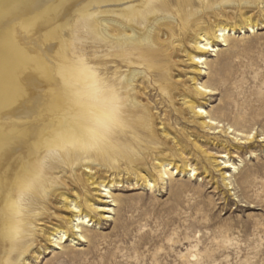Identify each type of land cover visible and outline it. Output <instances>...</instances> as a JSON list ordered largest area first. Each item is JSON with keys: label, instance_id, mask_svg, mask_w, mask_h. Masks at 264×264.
<instances>
[{"label": "bare ground", "instance_id": "obj_1", "mask_svg": "<svg viewBox=\"0 0 264 264\" xmlns=\"http://www.w3.org/2000/svg\"><path fill=\"white\" fill-rule=\"evenodd\" d=\"M260 5L264 0H0V264H27L41 241L87 240L83 227L113 211L108 199L116 202L112 188L123 171L150 189L174 174L195 176L151 93L178 105L174 113L196 129H222L200 103L214 94L199 83L200 65L231 31L253 30ZM77 30L86 44L78 56L64 46ZM181 66L192 69L187 89L179 84ZM97 71L128 98L121 120L93 150L58 149L57 136L75 139L108 122L112 101L96 86ZM183 134L224 183L231 178L224 170L237 171L227 141L209 139V148L225 151L218 159L194 132ZM148 161L155 173L146 171Z\"/></svg>", "mask_w": 264, "mask_h": 264}, {"label": "rangeland", "instance_id": "obj_2", "mask_svg": "<svg viewBox=\"0 0 264 264\" xmlns=\"http://www.w3.org/2000/svg\"><path fill=\"white\" fill-rule=\"evenodd\" d=\"M253 17L257 23L253 30L231 31L227 42L207 54V65H200L205 74L199 76V83L214 91L199 98L200 103L221 121L222 129H196L177 117L178 105L161 104V97L151 93L154 112L170 123L172 135L180 137L179 149L196 168V175L174 174L150 189L138 175L127 179L123 171L121 183L112 188L116 202L108 199L113 211L106 220L98 216L99 224L83 227L90 234L87 240L63 239L59 245L41 241L27 256V264H264V5L254 8ZM71 35L65 37L64 46L78 56L86 45L82 30ZM93 45L87 44L91 52ZM184 66L179 84L187 89L193 73ZM184 131L194 132L198 145L215 158L225 151L209 148L208 143L213 145L209 139L228 142L237 167L235 172L224 170L231 175L228 185ZM242 133L254 139L240 140L246 138ZM235 146L241 147L239 154ZM153 163L147 162L146 171L155 173ZM125 167L121 164V169Z\"/></svg>", "mask_w": 264, "mask_h": 264}, {"label": "clouds", "instance_id": "obj_3", "mask_svg": "<svg viewBox=\"0 0 264 264\" xmlns=\"http://www.w3.org/2000/svg\"><path fill=\"white\" fill-rule=\"evenodd\" d=\"M59 67L56 69L59 74ZM96 86L101 88L108 94L112 101L111 110L109 112L108 122L106 124L97 125L88 134L82 135L75 139H65L57 136L52 143L58 148H72L79 150H93L104 143L111 131L117 126L121 120L122 113L129 103L128 98L124 95L122 89L117 83L110 78L104 77L99 71L96 72Z\"/></svg>", "mask_w": 264, "mask_h": 264}]
</instances>
